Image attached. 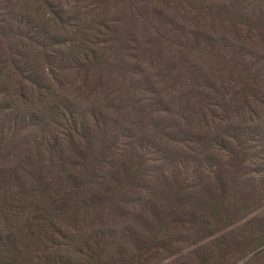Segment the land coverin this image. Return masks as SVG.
<instances>
[{"label": "rangeland", "instance_id": "1", "mask_svg": "<svg viewBox=\"0 0 264 264\" xmlns=\"http://www.w3.org/2000/svg\"><path fill=\"white\" fill-rule=\"evenodd\" d=\"M245 1L0 0L25 72L3 88L34 115L9 137L0 112V264H264V0ZM76 30L95 64L30 44Z\"/></svg>", "mask_w": 264, "mask_h": 264}, {"label": "trees", "instance_id": "2", "mask_svg": "<svg viewBox=\"0 0 264 264\" xmlns=\"http://www.w3.org/2000/svg\"><path fill=\"white\" fill-rule=\"evenodd\" d=\"M250 0H246L245 4L248 5ZM50 17L54 20V22L60 26L61 29L67 30L70 25L69 21L66 20V15H64L63 11L60 10H52ZM17 19V18H12ZM69 19V18H67ZM20 20V19H18ZM23 24H26L28 29H32L30 27V21H23L20 20ZM24 30L23 27H20ZM45 38L46 43H36L31 38V45L36 46L38 49V45L40 46V49L45 52V54L48 56V58H54L59 54V51L61 49V45H64L65 47H71L72 49H78L81 53V58L79 60L80 65H92L95 64L97 61V57L95 56L94 52L96 51L97 46L94 47H84L83 48V41L84 37L81 34L80 30L72 31V38L71 39H61L58 36L53 35H46ZM39 49V50H40ZM14 57L12 53L8 52L7 50L3 49L0 45V112H6L10 114V119L8 121V124L10 126V129L12 132H10V136L18 135L22 130L24 131L27 127L34 124V120L32 117L34 116L30 112L24 110L20 111L16 105L12 102L8 101V89L3 88V79L6 72H9L10 75H16L17 72H22L20 67H15L11 65L12 63H16L14 60ZM8 60V61H7ZM23 76H25V72L23 73ZM89 79V75L85 77V80ZM20 81H18L19 83ZM24 89V84L22 86H17V91L22 94ZM71 119L72 123L70 125L69 131H73L76 135L83 136V135H89L93 132L94 128H99V118L96 116L92 117H80L78 114H76L74 111L71 112ZM3 121V118L0 117V122ZM29 121V122H28ZM12 133V135H11ZM61 134L65 136H69L70 132H60ZM233 136V135H232ZM0 137H5L3 133L0 131ZM51 137V136H49ZM55 137V136H52ZM6 221L8 224L17 223L20 222V217L8 214ZM39 227V226H38ZM47 232L42 226L39 227V230L35 233H31L32 235H36L38 237L44 236V233ZM49 232V231H48ZM55 232H58L55 231ZM49 238V237H48ZM55 236H52L49 238L51 242H55L57 239H54Z\"/></svg>", "mask_w": 264, "mask_h": 264}]
</instances>
